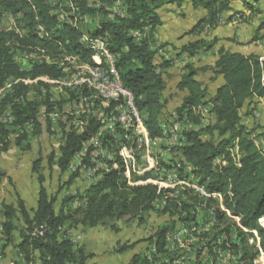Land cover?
<instances>
[{"label":"trees","instance_id":"1","mask_svg":"<svg viewBox=\"0 0 264 264\" xmlns=\"http://www.w3.org/2000/svg\"><path fill=\"white\" fill-rule=\"evenodd\" d=\"M58 1L71 5L70 22H62L58 15V23L57 15L52 13L54 8L44 0H0V17L5 13L15 16L21 14L27 31L23 40L0 32V92L8 87L7 82L18 81L12 91H6L0 98V155L8 151L12 137L14 144L21 146L29 139V133L36 134L40 129L38 116L41 109L44 110L42 100L34 94L32 100L25 101L26 88L22 81L28 77L29 81H25V84H34L38 89L45 87V83H53L49 93L51 102H55L52 100L51 88L62 76V70L56 64L55 66L45 61L32 66L29 72L21 71L18 64L13 62L6 46L8 37L13 36L24 47L40 53L45 54L44 50H47L50 52L47 55L53 59L72 54L73 51L93 67L96 66L92 62L95 50L92 47L83 49L80 41L84 36L101 39L114 59V67L123 88L134 97L148 136L157 139L163 137L161 122L168 103L165 97L166 71L174 66L176 58L181 55L187 54L192 58L200 51L211 50L216 44V40H195L183 46L175 58L164 60L157 66V51L153 44L156 30L162 25L158 10L164 6L181 8L187 3L194 10L206 11L207 15L198 23L199 27L213 28L220 23L221 15L231 11L234 0H101L96 5H91L89 0ZM239 1L247 11L262 14L258 3L264 0ZM117 2L122 6V15L108 11L109 6ZM262 29L264 14L259 30ZM208 70L214 77H221L223 80L212 97L208 96L207 89L196 80L201 70L191 65L184 67L177 90L186 92V95L174 112L177 122L181 125L191 123L196 129L182 131V145L173 147V152H178L185 161V167H180L179 170H188L199 176L200 183L206 185L209 192L220 196L221 206L232 217L240 219L239 225L247 230L246 236L239 232L236 225L235 227L236 235L240 237L245 264H257L259 254L264 257V147L257 146L256 139L264 133H258V126L250 128L244 124L242 117L250 114L242 113L255 100H264V62L256 55L244 56L219 48L217 59ZM79 91L82 92L77 99L83 96L97 101L95 93ZM56 107L55 104L54 108ZM207 107V113L212 115V119L205 124L203 120ZM6 111L8 112L5 113ZM49 114H46L47 117ZM253 114L259 117L257 111ZM86 117L84 113L68 126V129H87L82 135L70 133L69 130V133L61 136L57 163L62 173H71L68 171L69 162L82 152V145L86 140L94 132H99L98 123L91 116ZM99 144L107 151L111 149L118 163L114 160L111 172L88 181L83 173L93 164L89 160V153L85 154L80 170L71 173L68 182L72 183L75 178L82 176L87 185L81 194L64 197L57 211L54 208L56 201L48 195L40 176L36 209L32 214L21 200H17L16 204L0 203L1 239L4 247L13 246L18 251L22 263L89 264L92 256L86 254L71 237L73 227L94 229L108 220L125 217L145 224L153 213L173 217L170 218V223L165 222L157 227L155 234L147 239V248L155 244L162 252L164 241L168 240V231L177 224L175 216L179 210H185L184 206L172 197L171 190L149 179L128 186L123 178L125 168L120 160L119 150L115 148L110 134L106 133L103 138L101 136ZM83 165L87 168L82 167ZM170 166L175 168L176 163L173 161L165 167ZM35 167L34 165L32 171L38 174ZM161 201H166V206L161 211L155 210L156 204ZM220 211L217 210V218L221 222L226 219L230 221ZM254 231L259 235L258 247L253 242ZM134 247L135 244L122 246L116 253L124 254ZM138 257L139 255H133L129 264H140Z\"/></svg>","mask_w":264,"mask_h":264},{"label":"rangeland","instance_id":"2","mask_svg":"<svg viewBox=\"0 0 264 264\" xmlns=\"http://www.w3.org/2000/svg\"><path fill=\"white\" fill-rule=\"evenodd\" d=\"M100 1L101 0H89L91 5H96ZM49 2L54 8L52 13L57 14V16L59 15L62 22L69 21L70 12H72L70 4L68 5L61 3V1L58 0H49ZM117 3H113L111 6H109L108 11L111 14H113V12L114 14H117ZM165 7L169 6H164L158 10L160 18L164 19V22L161 20L162 25L166 24V26L171 28V32H176V34L172 41L166 43L162 40H157L158 35L163 37V30H156L157 39L154 36L155 42L153 47L154 49L158 50L155 59L157 61V66L164 61L161 59V55H158L161 53L163 46L169 49L170 60V58H175L176 55L180 54L182 48L181 44L188 42L189 40H216L212 37L214 31L212 28H209L208 26L199 27V20H201V18H203V16L206 14L205 10L194 12V9V11L183 9L178 13L176 9L168 10ZM120 11L122 13V10ZM169 12H172L174 16H172ZM121 13L120 15H122ZM263 14L264 11L262 14L256 13L253 16L250 15L249 17L244 18V20L241 21V25L244 27V30L241 31V34L239 37H237V40L240 38L243 43L247 41L252 43L262 40L264 36L261 37L260 33L262 32H260L259 28L263 20ZM71 16H73V14ZM258 16L261 17L258 19ZM220 20L223 21V25H227L224 23L225 21L223 19H219V21ZM236 24L238 25V23ZM0 32H4L7 35H15V37L23 40V36L25 35V32L27 33V31L25 29V24L21 14H17L15 16L11 13H5L4 16L0 17ZM181 40H184V42ZM80 42L83 49H87L89 47L94 48L95 55L93 57L98 54L97 49L91 46L88 42L84 40H81ZM236 43L238 44V42ZM6 46L9 48L13 62L16 65L18 64L17 66L23 72H29L32 66L45 61L49 64H56L59 69L62 68L61 77H63L65 70L67 69L72 74H68L66 76H72L80 72H84V63H88L83 61L80 56L76 54H74V56L78 57L81 62H79L78 59H72V57H70L72 56L71 53L58 56L57 58L53 59L44 53H40L38 50H32L29 47H24V45H21V43H19L13 36L6 39ZM168 46H170L172 49H170ZM204 53L206 52L200 51L199 54L196 57H192V59L188 57L187 54H183L176 58L174 63V66H177L176 71L172 75L167 74V80L179 76L181 78L184 67L191 65L201 70L199 73L201 76V82H203L204 79H207V81L212 80V83H215V79H217V77H214L212 72L208 70L212 67L210 65L211 62H209L212 59V55L206 57V62L209 63V65H205V60L202 61L198 58L199 56H203ZM93 57L92 62L96 64ZM75 61L79 63L77 64ZM101 61L103 63V59H101ZM182 61L185 62L183 65H181ZM68 62H73L74 67L71 68V70V64L69 65ZM73 69L74 73L72 72ZM179 69H181V71ZM78 70H80V72ZM28 79L29 78L26 77L25 80L22 81L23 86L25 85L26 88V94L28 95L26 96L25 94V101L32 100L34 98L33 95L36 94L35 97L42 100V108L44 107V110L41 109L40 115L38 116L40 129L36 134L29 133V139L24 141L21 146H16L12 137L11 145L8 151L0 155V203L3 202L5 204H16L17 200H21L24 203L26 209L31 213L36 209L37 190L39 185L38 177L40 176L43 179V186L47 190L48 195L51 199L53 198L56 201L54 208L57 211L60 208L61 201L64 197L77 196L78 194H81L87 185V181L84 180L82 176L75 178L72 183H69V175H71V173H62L58 169L57 163L58 157L60 156L61 136H65L67 133H69L70 129H68V126L72 121H76L78 117L81 118L82 113L80 110L78 111L81 106L76 99L82 91L71 94L68 93L65 96L66 98H62L64 96L52 94L55 102H51V95L49 91L50 87L53 86V83L50 85L45 83V87L38 89V87L35 88L33 86L34 84L26 85L25 81H29ZM17 82L18 81L7 82L6 84L8 87L0 92V98L3 97L6 91H12L13 86L16 87ZM204 83L205 82L201 83L202 86H204ZM167 86L168 91L172 90L173 86H170V82L167 84ZM207 94L209 97H211L209 88L207 89ZM181 98L182 94L177 90V92H174L168 96V98L166 97L168 102L167 104H169V102H176ZM45 102H48V104H45ZM260 102L258 104H261V107L257 108V103L254 104L253 107L248 105L245 107V112L250 114L248 116L249 122H247V126L250 128L253 126H258V133H264V101ZM55 104L58 108H54ZM169 110L175 111L176 108L173 109L170 107ZM169 110H164L163 113L165 114V117L166 114L169 116L171 113ZM205 110L207 111L204 113L203 121L206 124L212 119V115L207 113L209 107L205 108ZM253 111H257L259 113V117H255ZM7 112L8 111L5 113ZM47 113H50L49 117H47ZM243 114L244 111L242 115ZM63 116L66 118V120ZM242 118H244V116ZM188 129H196V127L191 125V123L184 125L180 124L178 140H181L182 138V131ZM204 139H206V137ZM258 146L262 147L260 144H258ZM34 165L36 166L35 168L38 174L33 173L32 171ZM170 218L173 217L170 215L167 217L163 214L153 213L150 215L145 224H140L137 219L125 217L122 219L108 220L94 229L75 226L70 231V234L71 237L74 238V241L77 243V245L80 246L86 254H90L92 256L89 264H129L130 260L133 259V255H139L138 262H140L142 259L141 256L148 249L147 239L155 234L157 227L164 224L165 222L170 223ZM1 223L2 218L0 217V264H24L21 262L18 251L13 246L4 247V242L1 239ZM17 235L18 233L16 236ZM133 244H135V247L130 251H127L124 254L116 253V250L122 246H129Z\"/></svg>","mask_w":264,"mask_h":264},{"label":"bare ground","instance_id":"3","mask_svg":"<svg viewBox=\"0 0 264 264\" xmlns=\"http://www.w3.org/2000/svg\"><path fill=\"white\" fill-rule=\"evenodd\" d=\"M120 8H122L121 4L117 3V14L121 13ZM73 11L76 10L73 9ZM239 16L237 15L236 18L239 19ZM220 23L222 22L220 21ZM83 40L95 47L98 51V55L93 58L96 63V66L93 68H96V74L100 75H96L92 68L87 66H85L84 72L78 70L80 73L72 76H66L72 73L68 69H63L65 73L58 80L57 84L51 88L52 94L60 95L61 93L64 96L62 98H66L65 96L68 93L71 94L79 90H86L87 92L95 93L97 95V101H91L86 97L80 96L77 100L81 108L92 106L95 112H101L102 117H109L111 109L117 110L119 116L125 118L122 121H112L111 129H104L103 137L106 133L110 134L112 141L115 142V148L119 150L118 154L125 168L123 178H125L126 184L133 186L139 181L149 179L151 182L160 184L171 190L172 197L178 200L185 208V210H179L175 216L177 220L175 227H180L181 233L185 234L187 239H179L176 232H170L167 238L169 251L161 252L155 244L151 245L141 256L140 264H178V260L180 259L181 264H191L190 253L194 251V247H202L203 252H205V256H203V259H198L197 264H245L244 252L239 240L240 237L237 236L238 234L236 235L235 223L233 222L234 217L221 206L222 201L220 196L216 193L209 192L204 184H202L203 189L209 192V195L204 196L201 191L192 189L191 187H201L200 179H198L200 177L188 170H179L180 167H185V161L178 152H173V147H178L179 145L181 147L182 145L181 141L178 140L180 126H173L171 131L170 129H166L165 126H170V114L169 116L166 114V117L164 114L161 122L163 137L157 139L149 137L143 120L135 106L134 97L129 91L123 88L114 67V59L106 50L104 42L101 39H92L86 36L83 37ZM169 52L166 48L161 50L165 60H169ZM101 59H103V63ZM73 62H68L69 65L71 64L70 70L74 67ZM75 62L77 63V61ZM74 69L72 71L73 73ZM109 79L115 80L117 86H108ZM122 89L124 94H129L130 106L135 112L128 108L127 97L113 98L103 96L106 94H122ZM52 100H54V97H52ZM95 112L85 111L81 113H85L87 117L91 116L95 121ZM135 113L139 116L137 122V137L145 148V164L140 165L138 145L136 141L132 140V136L135 134V125L132 124L131 120H135ZM101 136L102 133H98L93 138L94 149L98 152V155L93 153H89L88 155L90 162L93 164V166L83 173V176L88 181L113 170L114 153L111 149L107 151L105 147L100 146L99 138ZM107 142L109 143L110 141ZM167 152H169L170 159L166 157ZM85 154L87 153L82 154L81 152L77 154L70 162L68 171L74 173L80 170V164ZM115 161L117 162V160ZM173 161L176 163L175 168L171 166L170 168L165 167L166 165H171ZM157 167L158 169H156ZM175 172L178 174V181L183 185H189V187L182 186V184L173 185L170 182V179H175ZM217 197L219 205L216 201ZM165 206L166 201L158 202L155 210L161 211ZM217 210H221L220 212H223L230 221L226 219L224 222H221L217 218ZM239 222L240 219L236 217V224L240 229L239 232L241 234L243 233L245 237L247 230L240 227ZM204 224L207 225L204 226ZM232 232H234V241H232ZM252 235L253 242L258 247L260 244L259 235L256 231L252 232ZM224 240L227 242L228 252L220 251L221 241ZM257 261L260 264H264L263 254H259Z\"/></svg>","mask_w":264,"mask_h":264},{"label":"crops","instance_id":"4","mask_svg":"<svg viewBox=\"0 0 264 264\" xmlns=\"http://www.w3.org/2000/svg\"><path fill=\"white\" fill-rule=\"evenodd\" d=\"M250 2V0H247ZM264 1H261L258 3V9L260 11H264ZM166 9L168 10H175L179 13V11L183 10V9H186L188 11H194L192 6L190 4H187L185 3L181 8H176V7H172V6H169V7H165ZM197 11H203V9H197L195 10L194 12H197ZM205 12V11H204ZM172 16H174V14L172 12H169ZM206 13V12H205ZM233 13H236V14H233ZM241 13V14H239ZM256 13H251L250 11H247V9H245L242 5V2L239 1V0H234L232 3H231V11L228 12V13H225L223 15H221V17L219 19H223L227 25L225 26V24L223 25V21L221 20L222 23H219V24H222V25H217L215 27H213L212 29L214 30L213 31V38L216 39V44L214 45V47L207 51L206 53H204L203 56H199L198 58L201 59L202 61L205 60V65H209V63H207L206 61V57L207 56H210L212 55V59L211 61V66L214 65L216 59H217V52H218V49L219 48H224L225 50H228V51H231V52H236V53H240L244 56H248V55H256L260 58V61L261 62H264V37L262 38V40L260 41H257V42H252V43H249L248 41L243 43L240 38H238L239 40H237V37L240 36L241 34V31L244 30V27H242L241 25V21L244 20V18H247L249 17L250 15L253 16L255 15ZM207 15V13L203 16V18ZM239 16L240 18L237 19L236 16ZM234 16V17H233ZM261 16H258V19L260 18ZM201 18V19H203ZM237 19V21H235ZM162 22H164V19L161 18ZM200 21V20H199ZM240 22V23H239ZM238 23V25L236 24ZM158 29H162L163 30V37L162 36H159L158 35V39L156 37V34H155V37L157 40H162L164 42H168L169 41H172L174 38H175V34L176 32H171V28L166 26V24L162 25L161 27H159ZM157 29V30H158ZM260 35L261 37L264 36V29L260 30ZM157 33V31H156ZM211 38V39H213ZM184 42V40H181ZM195 41L194 40H189L188 42H185L182 45L185 46L187 45L188 43L190 42H193ZM238 42V44L236 43ZM180 45V44H179ZM170 49H172L170 46H168ZM168 49V48H166ZM156 50V49H155ZM169 50V49H168ZM157 53H158V50H156ZM170 53V52H169ZM158 55H161V59L165 60L164 57L162 56V54H158ZM198 55V54H197ZM197 55H195L194 57H196ZM157 56V54H156ZM192 59V58H191ZM157 62V61H156ZM179 66V65H178ZM176 68L177 66H174V67H171L169 68L167 71H166V74L168 75H172L175 73L176 71ZM181 71V69H179ZM200 73V72H199ZM198 73L197 77H196V80L201 82V76L200 74ZM181 75V73H180ZM179 76V74H178ZM167 79V78H166ZM180 81V76L179 77H173V78H170V80H167V84L170 82V86H173L172 90H166L165 91V97L168 98V96H170L171 94H173L174 92H177V84L179 83ZM203 82H205L203 85V87H205L206 89L209 88V92L211 94V97L214 96L217 88L222 85L223 83V80L221 77H217V79H215V83H212V80L210 81H207V79H204ZM201 82V83H203ZM214 82V81H213ZM215 84V86H214ZM207 86V87H206ZM168 87V86H167ZM214 87V88H213ZM182 94V98L186 95V92H180ZM182 98L176 102H169V104H167L165 107V111L169 110L170 107L171 108H178L181 104V101H182ZM260 101H264L263 99L262 100H255V103H253L251 106L253 107L254 104L257 103V108L261 107L260 105L261 104H258ZM261 103V102H260ZM171 112H174V110H169ZM244 112L246 111V108L243 110ZM247 122H249L248 120V116H244L243 118V123H245L246 125ZM260 134V132H259ZM260 138H257L256 139V144L258 146V144H260L262 147H264V135L260 134Z\"/></svg>","mask_w":264,"mask_h":264},{"label":"built area","instance_id":"5","mask_svg":"<svg viewBox=\"0 0 264 264\" xmlns=\"http://www.w3.org/2000/svg\"><path fill=\"white\" fill-rule=\"evenodd\" d=\"M163 48H167L164 47ZM45 54H50L49 51L44 50ZM72 59H78V57L74 56V52L72 51ZM79 60V59H78ZM79 62H81L79 60ZM183 63H185L184 61L181 62V65H183ZM85 66L92 68L93 72L96 74V68H93L91 63H84ZM96 75H100V74H96ZM108 86H117L116 85V81L109 79V84ZM60 96H62V94L60 93ZM103 96H108V97H113V98H120V97H127V102H128V108L131 109V111H134L131 106H130V96L129 94H124L123 93V89H122V94L119 95H111V94H106ZM85 111H93L95 112L94 108L92 106L90 107H83L80 108V112H85ZM207 111V110H205ZM135 112V111H134ZM123 118L125 117H120L119 114L117 113V110H110L109 112V117H102L101 116V112H95V121L98 122L99 125V132H94L87 140L86 142L82 145V154L84 153H93L95 155H98V152L94 149V142H93V135H95V133H102V138H103V134H104V129H111V123L112 121H122ZM139 116L136 115L135 113V120H131L132 124L135 125V134H133L132 136V140L136 141L137 145H138V153H140V164H145V148L143 146V144L141 143V141L138 139L137 137V122H138ZM90 122H88L89 125ZM173 126H180L179 122L176 121V114L175 112H171L170 113V126H165L166 129H172ZM87 129H70V133H75L77 135H82ZM172 141V140H171ZM171 145V142H170ZM167 158L170 159V155L169 152H167ZM70 164V162H69ZM82 167L87 168L85 165H83ZM119 168H120V163H119ZM201 179V178H198ZM170 182L174 184H182L178 181V174L177 172H175V179H170ZM182 186H186L189 187V185H183ZM192 189L198 190L202 192V195H209V192H207L206 190L203 189V185L201 183V187H191ZM218 205H219V200L218 197L216 199ZM195 218V217H192ZM233 222L235 223V225L238 227V225L236 224V217H234ZM207 224H204V226H206ZM236 228V227H235ZM239 228V227H238ZM168 232H176L179 239H187V236L185 234H182L180 231V227H174L171 228ZM168 232H166V234H168ZM251 243V240L249 238H247ZM232 241H234V232H232ZM162 251H169L168 246H167V241H164V247L162 248ZM220 251H227V242L221 241V246H220ZM203 256H205V252H203V248L202 247H194V251H192V253H190V261L191 264H197L198 259H203ZM257 264H259V262L256 260ZM178 264H181V259L178 260Z\"/></svg>","mask_w":264,"mask_h":264},{"label":"clouds","instance_id":"6","mask_svg":"<svg viewBox=\"0 0 264 264\" xmlns=\"http://www.w3.org/2000/svg\"><path fill=\"white\" fill-rule=\"evenodd\" d=\"M44 1H47L49 4H50V2H49V0H44ZM55 14V13H54ZM55 15H57V14H55ZM57 20H58V16H57ZM58 23H60L59 22V20H58ZM41 37V36H40ZM37 46H39V45H37ZM40 47V46H39Z\"/></svg>","mask_w":264,"mask_h":264}]
</instances>
